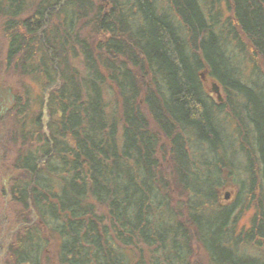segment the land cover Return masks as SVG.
Returning <instances> with one entry per match:
<instances>
[{
	"label": "trees",
	"instance_id": "obj_1",
	"mask_svg": "<svg viewBox=\"0 0 264 264\" xmlns=\"http://www.w3.org/2000/svg\"><path fill=\"white\" fill-rule=\"evenodd\" d=\"M0 20L4 71L42 90L11 108L0 261L264 264V0H0Z\"/></svg>",
	"mask_w": 264,
	"mask_h": 264
},
{
	"label": "rangeland",
	"instance_id": "obj_2",
	"mask_svg": "<svg viewBox=\"0 0 264 264\" xmlns=\"http://www.w3.org/2000/svg\"><path fill=\"white\" fill-rule=\"evenodd\" d=\"M7 50V39L3 30V23L0 20V91L3 93L4 97L8 102L3 103L0 107V145H3L4 152L0 153V228L5 229L10 224L11 220V210H10V198L7 194L10 187V178L14 173L12 167L13 160L16 157V150L18 148L17 143L12 141V130H14V123L11 116L14 114L12 107L14 102L23 96L26 92L34 96L38 92H42L40 88L33 82L27 79H22L18 81L19 75L12 74V72L4 71V59ZM205 85L207 89H210L211 82L207 78L205 79ZM9 88L11 91L8 93L6 89ZM33 93V94H32ZM14 97V99L12 98ZM12 100V101H11ZM10 111V112H9ZM43 122H46L44 118ZM5 159H1V156ZM237 188L230 182L226 181L222 187L217 190L218 202L221 205H226L231 203L236 195ZM253 213L252 209L246 210L242 213L238 221V229L247 228L249 226L250 217ZM197 258L203 263L206 262L204 254L200 249H195ZM5 260V259H4ZM4 260L0 261V264H5Z\"/></svg>",
	"mask_w": 264,
	"mask_h": 264
},
{
	"label": "flooded vegetation",
	"instance_id": "obj_3",
	"mask_svg": "<svg viewBox=\"0 0 264 264\" xmlns=\"http://www.w3.org/2000/svg\"><path fill=\"white\" fill-rule=\"evenodd\" d=\"M6 91L9 93L11 91V89L7 88ZM12 98L14 99L13 96H12ZM6 102H8L7 99L4 97L3 93L0 91V107H2V104L6 103Z\"/></svg>",
	"mask_w": 264,
	"mask_h": 264
}]
</instances>
